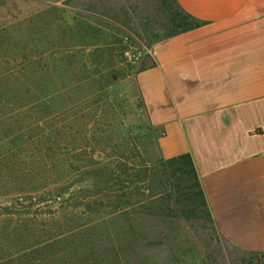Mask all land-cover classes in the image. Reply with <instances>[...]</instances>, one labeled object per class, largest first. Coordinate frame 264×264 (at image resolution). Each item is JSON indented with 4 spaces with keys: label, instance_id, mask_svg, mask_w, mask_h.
Segmentation results:
<instances>
[{
    "label": "rangeland",
    "instance_id": "rangeland-1",
    "mask_svg": "<svg viewBox=\"0 0 264 264\" xmlns=\"http://www.w3.org/2000/svg\"><path fill=\"white\" fill-rule=\"evenodd\" d=\"M171 16L161 0H0V207L22 227V264H59V250L76 246H99L93 264H262L199 208L160 197L163 159L135 76L138 53L173 30ZM81 195L104 204L87 235L37 251L54 234H41L43 222L80 214Z\"/></svg>",
    "mask_w": 264,
    "mask_h": 264
},
{
    "label": "crops",
    "instance_id": "crops-1",
    "mask_svg": "<svg viewBox=\"0 0 264 264\" xmlns=\"http://www.w3.org/2000/svg\"><path fill=\"white\" fill-rule=\"evenodd\" d=\"M199 26L155 42L135 80L160 158L191 156L218 235L264 255V0H176Z\"/></svg>",
    "mask_w": 264,
    "mask_h": 264
},
{
    "label": "trees",
    "instance_id": "trees-1",
    "mask_svg": "<svg viewBox=\"0 0 264 264\" xmlns=\"http://www.w3.org/2000/svg\"><path fill=\"white\" fill-rule=\"evenodd\" d=\"M161 1L166 7L170 8V13L172 14L171 21L174 25L173 30L163 38L184 33L199 26V23L193 17L186 14L181 9L176 0H172L175 9L170 7L169 0ZM163 38H160L157 41ZM160 166L166 187L163 189L164 191L160 194V197H163V193H165L166 198H174L177 199V202L180 201L189 205L193 209L192 212L195 211V208H199L206 214L213 224V219L208 207L206 196L202 189L191 156L182 155L173 159L162 160ZM22 179L28 182V186L37 181V178H31L28 175L26 177L24 176ZM42 196L43 194H38V197H36L35 201H33L34 199H31V201L33 204L36 202L39 203L41 201L44 202L45 199L42 200ZM63 196H65L64 193H59L55 198V201L59 203L63 201L69 203L70 199L63 198ZM120 196L121 197L113 196L112 202H109V207L112 208V212L109 215L117 216L122 211L121 201L123 198H125V194ZM81 199H83L81 205L84 207V209L82 212H80V214H77V208L74 207V209H72L69 213H60L58 216L49 218L47 223L43 222L41 234L43 233V236L51 232H54V234L52 235V242L47 244L41 243L40 247L36 248L37 251L45 252L48 247L52 245L59 246L67 240L73 241L74 243L75 240L82 239L87 235V232L90 229L89 227H91L92 223L89 217L92 214H97L98 211L103 208L104 204L103 200L101 199L90 200L87 197L85 198V196H82ZM12 201L13 200L9 202ZM0 209V264H22V249L20 248L22 246L20 242L22 240V227L19 225L13 226L11 228L10 225H8V215L13 214L10 212L9 206L4 205L1 206ZM144 209H148V207L145 206ZM74 211L76 213H74ZM26 215L33 216L34 214L27 212ZM87 219L89 222L84 223L83 220ZM46 226L50 227L49 229L51 232L46 231ZM25 233H29V235L34 234H32L30 230L25 231ZM91 249L98 250L97 252H99V246L86 249L76 246L70 250V254H61V250H59L58 253L60 255V259H57V261L59 264H75V259L78 257L79 259L77 264H93V262L95 263L94 259H96L101 254L99 255L97 252L94 253V251L90 252ZM42 262V264L48 262V256H45V258L42 259Z\"/></svg>",
    "mask_w": 264,
    "mask_h": 264
},
{
    "label": "built area",
    "instance_id": "built-area-1",
    "mask_svg": "<svg viewBox=\"0 0 264 264\" xmlns=\"http://www.w3.org/2000/svg\"><path fill=\"white\" fill-rule=\"evenodd\" d=\"M144 53H146V51H145V52H142V53H141V52H140V53H138V57H140V58H141V57L144 55Z\"/></svg>",
    "mask_w": 264,
    "mask_h": 264
},
{
    "label": "water",
    "instance_id": "water-1",
    "mask_svg": "<svg viewBox=\"0 0 264 264\" xmlns=\"http://www.w3.org/2000/svg\"><path fill=\"white\" fill-rule=\"evenodd\" d=\"M262 264H264V256L261 257Z\"/></svg>",
    "mask_w": 264,
    "mask_h": 264
}]
</instances>
